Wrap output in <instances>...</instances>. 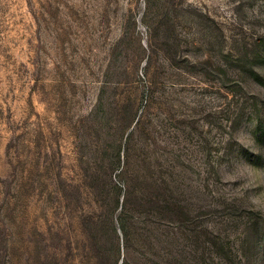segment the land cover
Listing matches in <instances>:
<instances>
[{"label":"rangeland","instance_id":"1","mask_svg":"<svg viewBox=\"0 0 264 264\" xmlns=\"http://www.w3.org/2000/svg\"><path fill=\"white\" fill-rule=\"evenodd\" d=\"M260 39L264 0H0V264H74L56 183L90 211L98 146L149 86V51L157 102L139 155L174 168L183 264H264Z\"/></svg>","mask_w":264,"mask_h":264},{"label":"trees","instance_id":"2","mask_svg":"<svg viewBox=\"0 0 264 264\" xmlns=\"http://www.w3.org/2000/svg\"><path fill=\"white\" fill-rule=\"evenodd\" d=\"M155 1L146 0V3L151 7ZM258 44L264 45V39ZM153 54L149 51L146 56L145 76L149 86L135 92L132 89L122 107H115L114 134H109L105 144L98 146L104 152L99 158L101 166L91 175L98 188L87 190L88 197L95 198V207L89 205L90 211L86 212L76 206L75 198L62 195V187L67 183L63 184L61 178L56 183L58 197L69 201L73 241L69 248L74 264H183L184 225L175 197L174 168L168 169L172 165L165 166L162 158L145 159L139 155L144 150L142 138L148 134L147 126L157 102L155 88L151 86L155 82L150 77ZM201 64L202 61L186 60V67L192 69L186 73H194ZM220 71L227 74L224 68ZM137 183L141 188L135 187ZM69 187L79 190L74 183H69ZM45 236L51 241L52 229H47ZM100 243L106 246L104 256L95 254ZM165 244L171 248H164ZM44 259L51 263L46 255Z\"/></svg>","mask_w":264,"mask_h":264}]
</instances>
